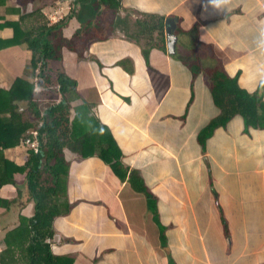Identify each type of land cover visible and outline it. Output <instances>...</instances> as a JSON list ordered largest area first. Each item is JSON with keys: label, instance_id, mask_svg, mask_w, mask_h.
<instances>
[{"label": "crops", "instance_id": "crops-1", "mask_svg": "<svg viewBox=\"0 0 264 264\" xmlns=\"http://www.w3.org/2000/svg\"><path fill=\"white\" fill-rule=\"evenodd\" d=\"M117 1L0 0V89L37 81L45 60L24 33L46 38L76 82L74 133L107 126L127 169L121 179L96 154L66 150L70 210L54 222L53 252L73 264H264V128L237 116L200 137L219 114L210 69L264 103V0ZM168 19L177 21L173 53ZM6 153L25 164L29 148ZM18 190L10 184L3 197ZM35 212L36 201L21 213Z\"/></svg>", "mask_w": 264, "mask_h": 264}, {"label": "trees", "instance_id": "trees-1", "mask_svg": "<svg viewBox=\"0 0 264 264\" xmlns=\"http://www.w3.org/2000/svg\"><path fill=\"white\" fill-rule=\"evenodd\" d=\"M87 1L90 0H83ZM96 1L114 9L118 7L117 0ZM160 25L163 27L161 21L157 27L162 28ZM27 34L24 33L25 42L45 62L35 83L19 79L12 90L0 89V207L6 210L0 213V225L5 222L4 216L8 218L5 233L0 232V261L2 264H73L69 256L53 252L49 241L55 220L70 210L66 198L71 162L66 150L83 158L96 154L121 179L126 178L127 169L122 165V151L107 126L99 123L94 130L93 125L86 123L74 133L68 95L76 88V82L60 68L61 58L46 38L32 40ZM207 78L219 114L203 128L201 140L237 116L243 117L247 126L264 128V103L242 89L236 77H229L217 66L209 70ZM79 114L85 113L79 110ZM36 132L41 134V152L31 144L25 145L28 139L37 140ZM20 145L29 148L25 164H19L6 153L7 149ZM130 179L136 188L144 189L137 171L132 172ZM10 184L17 185L19 190L17 197L9 199L3 197V190ZM35 201L36 212L23 215V209ZM152 208L155 209L154 204Z\"/></svg>", "mask_w": 264, "mask_h": 264}, {"label": "water", "instance_id": "water-1", "mask_svg": "<svg viewBox=\"0 0 264 264\" xmlns=\"http://www.w3.org/2000/svg\"><path fill=\"white\" fill-rule=\"evenodd\" d=\"M176 19H168L166 22L167 41L170 53L175 51L177 35L175 34Z\"/></svg>", "mask_w": 264, "mask_h": 264}, {"label": "rangeland", "instance_id": "rangeland-1", "mask_svg": "<svg viewBox=\"0 0 264 264\" xmlns=\"http://www.w3.org/2000/svg\"><path fill=\"white\" fill-rule=\"evenodd\" d=\"M54 1H58V2H56V7L58 6V7H62L61 5H62V3L64 2V0H54ZM49 2H51V4L53 3V0H49ZM43 3H45V1H41V5L43 4ZM53 5V4H52ZM81 113V112H80ZM82 117H85L84 116V114L82 115ZM249 148L253 151V150H255V148H256V144H255V142L254 141H252V143H251V145L249 146ZM12 157V156H11ZM263 230V229H262ZM225 231H226V226H225Z\"/></svg>", "mask_w": 264, "mask_h": 264}, {"label": "built area", "instance_id": "built-area-1", "mask_svg": "<svg viewBox=\"0 0 264 264\" xmlns=\"http://www.w3.org/2000/svg\"><path fill=\"white\" fill-rule=\"evenodd\" d=\"M28 145V144H31L33 147H36V148H38L40 145H39V142H38V140H33V139H28V140H26V143H25V145Z\"/></svg>", "mask_w": 264, "mask_h": 264}]
</instances>
